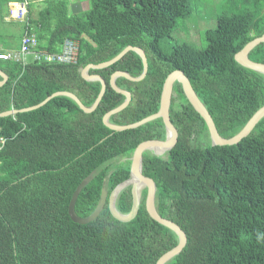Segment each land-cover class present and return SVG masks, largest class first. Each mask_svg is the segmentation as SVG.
I'll return each mask as SVG.
<instances>
[{
	"label": "trees",
	"instance_id": "16d2710c",
	"mask_svg": "<svg viewBox=\"0 0 264 264\" xmlns=\"http://www.w3.org/2000/svg\"><path fill=\"white\" fill-rule=\"evenodd\" d=\"M20 1L0 0L3 15L8 3ZM88 3V10L72 12L70 0H36L29 9L30 26L23 25V33L26 28L36 33L40 51L60 53L67 39L78 43L76 65L23 67L0 61L8 76L0 87V137L7 138L0 151V264H156L178 245V236L149 215L147 189L132 221H118L110 210L111 194L130 178L137 147L166 139L162 119L124 132H114L103 122L125 101L112 88V75L126 72L136 78L143 72L137 53L90 70L107 84L90 114L65 96L14 118L2 117L11 109L35 107L58 92L73 93L91 107L101 83L83 79L82 69L110 61L129 46L145 51L148 72L140 82L116 80L132 100L110 118L114 125H130L157 113L165 80L175 71L189 79L225 139L237 135L264 106V74L235 59L264 35V0H254L259 10L221 16L216 29L206 33V49L177 44L169 53L160 44L172 40L178 19L189 17L190 0ZM249 58L264 64V44ZM170 117L178 134L176 146L166 158L147 151L142 163L143 175L157 186V211L187 236L181 254L167 264H264V118L238 145L212 146L206 122L180 83L174 85ZM202 138L203 144L195 143ZM123 158L127 160L120 162ZM85 180L89 182L77 199V216L94 212L104 184L108 200L95 221L81 225L71 220L69 204ZM132 206L130 186L118 195L116 208L129 214Z\"/></svg>",
	"mask_w": 264,
	"mask_h": 264
},
{
	"label": "water",
	"instance_id": "95a60500",
	"mask_svg": "<svg viewBox=\"0 0 264 264\" xmlns=\"http://www.w3.org/2000/svg\"><path fill=\"white\" fill-rule=\"evenodd\" d=\"M264 44V35L254 39L251 41L249 44H247L236 56L235 59L236 61L243 67L259 72L261 74H264V64L262 63H257L252 61L249 58V54L259 45ZM130 52H135L137 53L143 62V72L139 77H132L130 74L126 72H116L112 75L110 84L112 88L125 96V101L123 104H121L119 107L113 109L109 113H107L104 116L103 122L104 124L109 127L111 130L114 132H124L127 130H132V129H138L148 123H151L155 120L162 119L166 128V139L164 141H159V140H152V141H146L141 143L137 149L134 151V154L131 158L132 164H131V173H130V178L119 185L114 192L110 196V210L112 215L121 222H130L132 221L140 208L141 204V199H142V192L144 189H147V198H146V207L148 210L149 215L153 220L158 222L159 224L167 227L168 229L172 230L177 236H178V245L164 254L156 264H167L169 263L173 258L176 256L180 255L183 249L185 248L187 244V236L186 233L181 229L179 225L174 223L171 220L163 218L159 212L157 211L156 208V194H157V186L155 182L147 178L143 175V154L147 151H151L154 155L160 156L159 153H157L156 149L161 150L162 152H170L177 144L178 142V134L176 129L174 128L172 122H171V117H170V107L172 103V97H173V89L174 85L176 83H180L183 89V92L185 94L186 99L188 102L193 106L196 112H198L201 117L204 119V121L207 124V127L209 129V136L211 140L212 146H234L238 145L240 142H242L245 138L251 135L255 127L258 125V123L264 118V106L260 108L254 115L253 117L249 120V122L245 125V127L234 137L230 139H225L223 138L217 128L216 125L214 124V121L205 107V105L201 102L199 97L197 96L196 92L194 91L189 79L185 76V74L181 71H175L171 73L167 79L165 80L162 94H161V101H160V108L159 111L149 117H146L145 119L133 123L130 125H124V126H118L114 125L110 122V118L123 111L127 106L130 104L132 100V94L128 91L120 89L117 84L116 80L118 78H125L129 81L132 82H140L142 81L148 72V59L145 51L141 48L138 47H132L129 46L125 48L119 55H117L115 58L111 59L110 61L98 64V65H88L85 67L81 75L83 79H85L88 82H100L101 83V91L99 93L98 98L96 99L95 103L91 107H86L83 105V103L80 101V99L73 93L70 92H58L55 93L51 96H49L47 99H45L41 104L27 108L21 111L11 109L7 113L3 114L2 117H10V116H16L19 113H25L29 111L36 110L38 108L43 107L46 105L50 100H52L55 97H60V96H65L71 98L73 101L77 103V105L80 107V109L87 113L90 114L94 112L97 107L99 106L103 96L105 95L106 89H107V84L106 81L99 75H90L89 71L90 70H102L105 68H108L112 65H114L116 62L120 61L125 55H127ZM1 76L4 78V80H7L6 75H4L2 72H0ZM4 81L0 82V86H3ZM92 176L90 177V179ZM136 179L140 183V188H137L132 181ZM88 180L83 181L75 190L72 199L69 204V216L71 220L77 224L81 225H86L89 224L93 221H95L100 214L102 213L103 209L105 208V205L108 200V191L106 188V184H104L101 192V197L100 201L94 210V212L87 218H81L76 215L75 213V205L77 202V199L80 195V192L87 186ZM132 186V195H133V206L132 210L129 214H122L120 213L117 208H116V201L118 198V195L120 192L128 187Z\"/></svg>",
	"mask_w": 264,
	"mask_h": 264
},
{
	"label": "rangeland",
	"instance_id": "374dc122",
	"mask_svg": "<svg viewBox=\"0 0 264 264\" xmlns=\"http://www.w3.org/2000/svg\"><path fill=\"white\" fill-rule=\"evenodd\" d=\"M78 1H85L86 3H83V6L86 10L89 9V0H70L73 3ZM260 8V4L255 5L254 0H190L189 17L178 19L176 29L172 34V40L163 41L160 47L165 53H169L171 46L177 44L189 45L198 50L206 49L208 46L206 33L209 30L216 29L218 19L221 16L255 9L259 10ZM145 37L146 40L150 39L148 36ZM204 141L205 138L196 139L195 143L203 144ZM167 156L168 152H163L161 157L166 158ZM126 160V158H123L120 162Z\"/></svg>",
	"mask_w": 264,
	"mask_h": 264
},
{
	"label": "built area",
	"instance_id": "2783aa9c",
	"mask_svg": "<svg viewBox=\"0 0 264 264\" xmlns=\"http://www.w3.org/2000/svg\"><path fill=\"white\" fill-rule=\"evenodd\" d=\"M32 0H22L8 4L10 9L9 19L29 24V6ZM38 38L35 34L26 31L21 41L19 50L3 51L0 50V61L15 62L23 67L29 65L31 59L33 63L42 65H76L78 63V43L72 40H65L60 53H49L38 50ZM13 118L15 116H12ZM7 142L6 137H0V151Z\"/></svg>",
	"mask_w": 264,
	"mask_h": 264
},
{
	"label": "crops",
	"instance_id": "0c3cea01",
	"mask_svg": "<svg viewBox=\"0 0 264 264\" xmlns=\"http://www.w3.org/2000/svg\"><path fill=\"white\" fill-rule=\"evenodd\" d=\"M35 1L36 0H32V3L30 4V6L32 4H34ZM10 3H13V2H10ZM70 3H71L70 8H71L72 12H79L82 10H86V8L83 6L84 5L83 3H86L85 1L84 2L78 1V2H74V3L70 2ZM30 6H29V9H30ZM37 6H39V5L37 4ZM33 10H34L33 12H34V16H35L38 9L35 7V9H33ZM9 16H10V9H8V5H7L6 14H4V15H3L2 8H0V50L16 51V50H19V48L21 46V41H22V38L24 36V33H23V27L24 26L23 25H26V24L23 22H18V21L9 19ZM1 20H3V22ZM26 26L27 27L30 26V21H29V24ZM26 31L36 35V33L29 31L28 28H26ZM12 34L17 35L16 39L12 40V39L8 38ZM28 60L30 62L29 64L33 63V62H31L32 61L31 59H28ZM0 72H2L4 75H6L2 70H0ZM89 74H90V71H89ZM0 76H1V74H0ZM6 77H7V80H4V78L1 76L2 80L0 82L4 81L3 85H5L8 81V76L6 75ZM0 87H2V86H0Z\"/></svg>",
	"mask_w": 264,
	"mask_h": 264
},
{
	"label": "bare ground",
	"instance_id": "6f19581e",
	"mask_svg": "<svg viewBox=\"0 0 264 264\" xmlns=\"http://www.w3.org/2000/svg\"><path fill=\"white\" fill-rule=\"evenodd\" d=\"M156 151H157V153H159V154H160V156H162V153H163V152H162L161 150H159V149H156ZM136 181H137V180H136V179H134V180L132 181V183L134 184ZM137 188H140V183L138 184Z\"/></svg>",
	"mask_w": 264,
	"mask_h": 264
}]
</instances>
